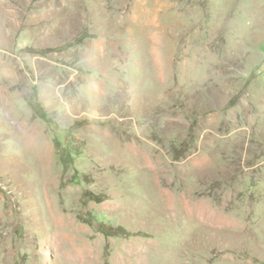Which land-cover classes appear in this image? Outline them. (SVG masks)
I'll return each mask as SVG.
<instances>
[{"label": "rangeland", "instance_id": "obj_1", "mask_svg": "<svg viewBox=\"0 0 264 264\" xmlns=\"http://www.w3.org/2000/svg\"><path fill=\"white\" fill-rule=\"evenodd\" d=\"M0 264H264V0H0Z\"/></svg>", "mask_w": 264, "mask_h": 264}]
</instances>
